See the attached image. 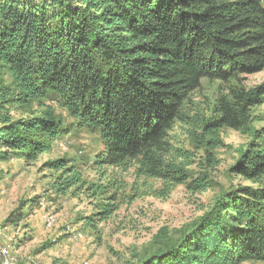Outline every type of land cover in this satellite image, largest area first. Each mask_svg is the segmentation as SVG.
<instances>
[{
  "label": "trees",
  "instance_id": "1",
  "mask_svg": "<svg viewBox=\"0 0 264 264\" xmlns=\"http://www.w3.org/2000/svg\"><path fill=\"white\" fill-rule=\"evenodd\" d=\"M263 70L264 0H0V162L35 161L75 128L98 133V166L135 161L150 178L183 184L184 170L158 154L188 94L205 79L228 82ZM258 97L264 100V88L254 103L248 94L234 95L241 111ZM45 101L73 125L64 126ZM32 104L42 111L17 120L3 113L27 112ZM222 113L213 126L240 127L225 104ZM50 166L69 175L47 190L64 197L77 178L64 161ZM239 166L254 181L264 175V154L247 151ZM42 199L27 200L11 217L22 221L24 209ZM113 209L104 206L95 219L104 221ZM244 263H264V183L222 193L180 238L136 260ZM0 264H6L1 255Z\"/></svg>",
  "mask_w": 264,
  "mask_h": 264
},
{
  "label": "rangeland",
  "instance_id": "2",
  "mask_svg": "<svg viewBox=\"0 0 264 264\" xmlns=\"http://www.w3.org/2000/svg\"><path fill=\"white\" fill-rule=\"evenodd\" d=\"M4 81L8 85L9 76L4 75ZM260 88L264 70L228 82L205 79L188 94L158 154L163 162L184 170L183 184L150 178L147 168L135 161L98 166V133L75 128L35 161L0 162V250L8 257L0 255L6 264H136L137 257L163 240L180 238L222 193L261 188L264 175L249 181L238 164L252 149L264 154V100L258 97L260 103L241 111L234 98L248 94L254 103ZM45 104L64 126L73 125L65 111L52 102ZM224 104L239 117L238 129L213 126L222 118ZM40 111L32 104L27 112L7 107L3 113L17 120ZM56 160L64 161L78 182L60 198L47 192L50 184L69 176L50 166ZM35 196L43 199L36 208L24 209L22 221L11 217ZM107 205L113 213L97 221L95 216ZM87 219L94 221L88 225Z\"/></svg>",
  "mask_w": 264,
  "mask_h": 264
},
{
  "label": "built area",
  "instance_id": "3",
  "mask_svg": "<svg viewBox=\"0 0 264 264\" xmlns=\"http://www.w3.org/2000/svg\"><path fill=\"white\" fill-rule=\"evenodd\" d=\"M0 252H2V253H3V250H0ZM3 256H4V257H6L4 253H3Z\"/></svg>",
  "mask_w": 264,
  "mask_h": 264
}]
</instances>
